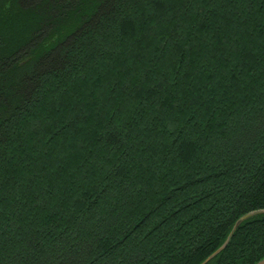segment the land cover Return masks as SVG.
I'll list each match as a JSON object with an SVG mask.
<instances>
[{"label":"trees","instance_id":"obj_1","mask_svg":"<svg viewBox=\"0 0 264 264\" xmlns=\"http://www.w3.org/2000/svg\"><path fill=\"white\" fill-rule=\"evenodd\" d=\"M256 211L264 0H0V264H203Z\"/></svg>","mask_w":264,"mask_h":264},{"label":"water","instance_id":"obj_2","mask_svg":"<svg viewBox=\"0 0 264 264\" xmlns=\"http://www.w3.org/2000/svg\"><path fill=\"white\" fill-rule=\"evenodd\" d=\"M264 214V211H256V212H251L248 214H245L244 217L240 218L234 225V229L232 230V232L229 234V236L227 237V240L225 241L224 245H222L219 249H217L213 255H211L210 257H208L203 264H206V262H208L214 255L220 253L222 250H224V248L230 243V241L232 240L231 238L234 236V233L238 230V227L248 218H251L253 216H255L256 214ZM255 264H264V258H262L260 261H258V263Z\"/></svg>","mask_w":264,"mask_h":264}]
</instances>
